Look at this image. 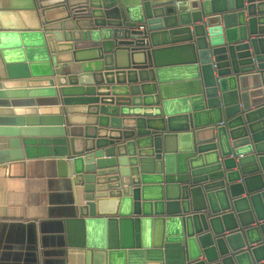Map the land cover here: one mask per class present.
<instances>
[{"label": "water", "instance_id": "1", "mask_svg": "<svg viewBox=\"0 0 264 264\" xmlns=\"http://www.w3.org/2000/svg\"><path fill=\"white\" fill-rule=\"evenodd\" d=\"M38 156L70 212L9 264H264V0H0V163Z\"/></svg>", "mask_w": 264, "mask_h": 264}, {"label": "crops", "instance_id": "2", "mask_svg": "<svg viewBox=\"0 0 264 264\" xmlns=\"http://www.w3.org/2000/svg\"><path fill=\"white\" fill-rule=\"evenodd\" d=\"M64 182L52 158L38 156L0 163V264L12 263L20 253L26 259L29 223H36L39 235L43 223L50 241L64 234L60 230H64L63 219L70 212Z\"/></svg>", "mask_w": 264, "mask_h": 264}]
</instances>
